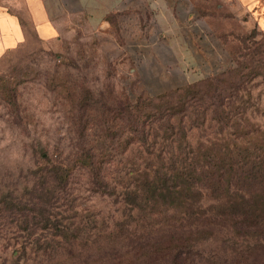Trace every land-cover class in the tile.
Masks as SVG:
<instances>
[{
    "label": "rangeland",
    "instance_id": "1",
    "mask_svg": "<svg viewBox=\"0 0 264 264\" xmlns=\"http://www.w3.org/2000/svg\"><path fill=\"white\" fill-rule=\"evenodd\" d=\"M114 3L121 9L111 10ZM86 5L61 22L55 38L43 41L30 32L0 58V264H264L235 262L223 230L198 238L185 259L159 258L173 254L165 249H157L155 258H136L141 249L107 243L97 231L115 205L82 190L81 169L71 172L66 186L79 190L74 202L32 210L27 199L39 173L33 162L44 144L60 159L106 153L113 165L121 152H143L137 142L119 144L129 136L154 139L152 151L178 150L174 143L162 147L163 137L186 140L184 150L244 149L253 159L264 150V20L238 0ZM176 14L181 17L173 19ZM159 104L173 111L149 112ZM26 232L78 236L73 244L32 248L15 260L11 250Z\"/></svg>",
    "mask_w": 264,
    "mask_h": 264
},
{
    "label": "trees",
    "instance_id": "2",
    "mask_svg": "<svg viewBox=\"0 0 264 264\" xmlns=\"http://www.w3.org/2000/svg\"><path fill=\"white\" fill-rule=\"evenodd\" d=\"M164 109L168 115L173 111L171 105L159 104L149 112ZM131 125L128 124L129 128ZM169 125L167 122L166 126ZM132 142L141 145L143 152L132 156L121 152L114 165L106 153L81 151L60 159L45 144L41 145L39 157L33 162L35 172L39 173L27 199L32 210L39 214L37 204L65 199L74 202L79 190L67 191L66 186L71 172L81 169L86 174L82 190L105 197L115 205L110 219L103 220L97 232H104L107 243H129L134 246L131 248L141 249L136 258L143 254L149 259L155 258L157 249H165L173 250V254H159V258L185 259L189 257V250L196 247L198 238L203 240L215 230H223L227 234L225 240L236 250L235 262L264 259V150L253 159L244 149L235 152L207 147L184 150L181 147L186 140L177 137H163L160 144L166 147L174 143L178 150L152 151L148 148L155 140L147 142L144 135L119 140L123 147ZM40 205L39 210L43 206ZM29 217L38 218L35 214ZM22 221L28 223L27 215L24 214ZM131 234L135 237H129ZM154 234L157 236L153 237ZM77 236L63 232L49 235L26 232L11 252L15 260H24L32 248L44 251L66 241L73 244ZM118 236L121 240L116 242ZM88 240L85 237L84 241Z\"/></svg>",
    "mask_w": 264,
    "mask_h": 264
},
{
    "label": "crops",
    "instance_id": "3",
    "mask_svg": "<svg viewBox=\"0 0 264 264\" xmlns=\"http://www.w3.org/2000/svg\"><path fill=\"white\" fill-rule=\"evenodd\" d=\"M238 2L256 19L264 20V0ZM86 4L88 0H0V58L24 41L30 32L43 41L55 38L60 32L61 22L73 12L87 10ZM112 9L120 10L121 4L114 3ZM191 15V12H186L185 18L189 19ZM180 17L176 14L173 19ZM194 24L200 25L196 21Z\"/></svg>",
    "mask_w": 264,
    "mask_h": 264
}]
</instances>
